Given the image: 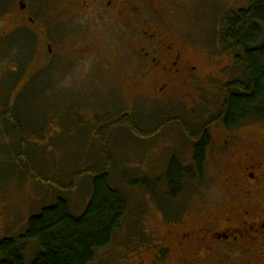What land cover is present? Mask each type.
<instances>
[{
	"label": "rangeland",
	"instance_id": "rangeland-1",
	"mask_svg": "<svg viewBox=\"0 0 264 264\" xmlns=\"http://www.w3.org/2000/svg\"><path fill=\"white\" fill-rule=\"evenodd\" d=\"M40 4L42 1L34 6L37 8ZM248 5L249 0H164L173 34L180 43L191 45L188 53L195 66V80L189 88L191 97L174 95L171 100H163L142 93V87L134 84L136 63L133 66V61L121 56L122 60H117V55L122 53L120 49L130 44L129 32L116 26L117 22L102 20L101 16L94 20L99 26L84 31V36L100 34L96 51L100 57L96 60L66 62L65 72L53 71L54 77L43 75L34 79L5 71L9 62L0 61V239L24 233L30 216L54 204L59 196L69 199L74 215L82 214L92 195L91 180L87 177L79 180L73 192H63L57 187L71 184L76 172L100 163L95 138L98 127L122 114H134L137 130L151 136L141 138L130 128L118 126L110 131L107 146L113 157L111 171L115 185L148 211H143L142 221L139 219L131 227L136 233L130 242L125 234H118L110 247L97 251L92 263L134 264L137 250L142 252L156 243L159 221L157 207L150 200L167 197L160 190L148 194L142 185L153 186L164 180L166 168L175 155L184 165L191 162L190 140L183 136L182 129L174 127L175 123H165V129L163 123L178 114L186 123L197 126L219 112L226 83L243 78L234 50L220 42L222 23L229 13ZM157 22L155 16L150 19L153 25ZM7 23L11 24L10 20ZM4 44L0 45V55L5 58L0 59H14L15 46ZM25 84L27 87L20 90ZM8 105L13 106L9 112L26 125L23 129L27 140L17 135L14 124L6 118L4 112H8L5 109ZM242 123L239 135L244 142L240 148L245 150L249 142L264 139V118H251ZM211 133L214 146L224 138V132L217 125ZM213 151L217 155L215 148ZM211 157L201 179L205 186L220 175L219 167L224 171L231 167L228 158ZM31 172L40 175L39 180L55 179L59 186L40 182ZM126 177L132 183H127ZM152 223L155 231L149 232ZM139 229L148 242L135 241ZM28 247L31 256L36 249L35 242L29 241ZM30 262L31 259L26 260L27 264Z\"/></svg>",
	"mask_w": 264,
	"mask_h": 264
},
{
	"label": "flooded vegetation",
	"instance_id": "flooded-vegetation-1",
	"mask_svg": "<svg viewBox=\"0 0 264 264\" xmlns=\"http://www.w3.org/2000/svg\"><path fill=\"white\" fill-rule=\"evenodd\" d=\"M39 1L42 4L36 8ZM98 16L129 32L130 44L120 49L117 60L121 56L133 61V66L136 63L134 84L142 87V93L163 100L192 96L189 88L195 80V66L188 53L191 45L180 43L173 34L164 0H0V45L13 43L16 54L12 60H1L5 57L0 55L2 64L9 62L5 71L32 79L51 78L53 71H66V62L96 60L100 34L84 36V31L100 25L94 21ZM154 16L155 25L150 23ZM90 18L93 21H86ZM215 119L207 118L192 128L194 134L207 132L212 137L203 166L193 164L195 140L185 128L186 121L178 114L164 121L163 129L165 122L172 121L190 140L191 162L179 167L182 188L175 200L155 204L159 221L156 243L136 251L134 264H264V139L249 142L243 150L244 139L239 135L243 123L229 126ZM214 125L224 132L215 146ZM211 156L228 158L231 167L226 171L219 167L220 175L205 186L201 179Z\"/></svg>",
	"mask_w": 264,
	"mask_h": 264
},
{
	"label": "trees",
	"instance_id": "trees-1",
	"mask_svg": "<svg viewBox=\"0 0 264 264\" xmlns=\"http://www.w3.org/2000/svg\"><path fill=\"white\" fill-rule=\"evenodd\" d=\"M220 42L234 50L236 61L243 70V78L226 83L225 99L217 110L219 112L214 116L215 120H223L230 126L251 118L263 119L264 0H249L247 7L229 13L222 23ZM5 109L8 112L5 111L4 114L8 121L14 124L17 135L24 138L26 131L23 125L24 127L26 125L9 112L13 107ZM168 122L172 121L165 123ZM118 126L130 128L133 134L141 138L151 136L137 130L134 114H122L97 128L95 138L99 144L100 163L76 172L71 184L59 186L55 179L47 182V177L45 179L42 177L39 180L40 177L37 176L40 175L31 172L40 182L42 180L47 184L53 182L63 192L75 191L79 186V180L87 177L91 180L93 189L91 198L83 213L78 216L72 213L70 201L66 196H59L54 204L45 206L39 213L30 216L24 233L0 239V264H27L26 260L30 259V264H92L96 260L97 251L110 247L118 234H125L130 242L132 235L136 233L132 232L134 227H131L139 219L142 221L143 211L148 210L141 208L139 205L141 202L133 200L132 196L114 183L111 171L113 157L109 155L107 141L110 131ZM185 128L189 130L190 138L195 140L192 141L195 146L193 164L203 166L207 160V147L211 143V136L207 132L201 134L197 131L194 134L192 124L187 123ZM182 164L177 158L172 159L168 164L170 166L167 179L164 177L165 181H159L153 186L142 185V190L148 194L152 195L155 190H160L167 196L164 200L152 198L150 202L153 205L162 201L167 204L175 200V195L182 188L180 182L183 171L179 168ZM29 167L34 168L31 165ZM31 171L34 172V169ZM186 171L193 175V171ZM124 180L132 183L129 177ZM153 224L149 227V232L155 231ZM135 239L136 242L145 240L140 229ZM146 240L148 241L147 238ZM29 241L35 242L36 245L31 256L28 250ZM131 249L136 250L132 247Z\"/></svg>",
	"mask_w": 264,
	"mask_h": 264
}]
</instances>
